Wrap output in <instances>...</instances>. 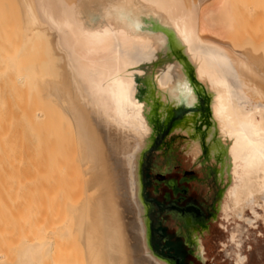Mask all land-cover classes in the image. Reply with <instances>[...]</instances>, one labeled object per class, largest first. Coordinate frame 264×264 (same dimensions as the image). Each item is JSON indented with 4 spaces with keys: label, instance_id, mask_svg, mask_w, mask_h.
Returning a JSON list of instances; mask_svg holds the SVG:
<instances>
[{
    "label": "bare ground",
    "instance_id": "6f19581e",
    "mask_svg": "<svg viewBox=\"0 0 264 264\" xmlns=\"http://www.w3.org/2000/svg\"><path fill=\"white\" fill-rule=\"evenodd\" d=\"M7 1L17 7L20 24L0 26V80L17 100L20 117L14 125V101L11 94L10 100L1 93L0 164L8 163L3 166L8 171L13 170L10 165L24 164L32 168L22 169L41 166L50 173L51 166L59 172V166L68 162L69 168L72 161L76 170L81 166L78 175L83 173L85 179L82 175L81 201L66 204L73 223L70 230L57 226L64 207L57 204L58 211L52 200L60 221L50 216L51 207L45 208L46 217L44 208H35L38 218L41 214L35 226L34 214L29 213L28 219L24 214L26 221L15 215L33 224L26 226L32 229L27 232L31 237L20 226L28 239L19 238L23 244L13 254L16 258L10 256L12 261L5 260L1 251L0 264H44L52 256L49 264H168L150 248L140 197V154L154 136L148 116L151 106L145 99L150 93L148 77L163 101L180 100L182 91L192 93L186 83L190 71L206 85L218 126L219 174L229 177V190L235 193L240 182L259 168L258 158L264 153V0H0V6ZM6 10L0 9V22ZM163 55L167 58L151 77V64ZM235 111L243 115L228 123ZM193 146L202 150L199 143ZM8 171L4 173L10 178L14 173ZM68 171L73 170L65 171L70 175ZM48 173L40 175L46 178ZM68 176L69 183L74 182L76 177ZM52 179L56 181L55 176ZM81 179L73 180L78 184ZM44 182L52 192L51 181ZM27 191V195L35 192ZM44 194L48 201L50 196ZM37 197L45 205L44 197L33 194L34 205L39 204ZM41 203L38 208L45 207ZM19 218L14 220L17 227ZM67 237L70 241H65ZM72 237L79 248L70 245ZM30 238L34 239L27 241ZM62 240L70 247L57 249ZM55 243L59 246L54 249ZM6 246L2 250L7 251Z\"/></svg>",
    "mask_w": 264,
    "mask_h": 264
},
{
    "label": "rangeland",
    "instance_id": "374dc122",
    "mask_svg": "<svg viewBox=\"0 0 264 264\" xmlns=\"http://www.w3.org/2000/svg\"><path fill=\"white\" fill-rule=\"evenodd\" d=\"M6 7V12L1 14L0 26H19L20 22L18 21L19 16L17 7H15L12 2L10 3L7 1L5 6H0V9L4 10ZM10 10L12 11L10 12ZM166 58L167 55L160 56L158 60L151 64L149 70V75H151V77H153V74L157 70L161 69ZM195 79L196 78L190 71V75H188L186 78V83L189 85V90L192 93L187 96V91H182L179 95L180 100L174 102L171 99L166 101L161 100L159 98L160 94L157 93L156 88L154 85H152V78L148 77V81H150L148 83V90L150 93L148 96H145V99L148 101V103H150L151 106L148 116L154 126V136L150 137L147 145L141 151L138 166V176L140 181V197L144 208L146 224L148 226V240L150 248L160 260L166 261L168 264H264V153L258 158L257 167L259 168L255 169L240 182V185L235 193H231L229 190V185L232 184L231 180H229V177L226 174H223V176H220L219 174L221 169L217 159L220 158L219 156L221 153V148L218 141V126L216 124L212 110L211 94L206 85L196 79L198 81L197 82ZM2 81L3 79L0 80L2 84V86L0 84V94L7 93L9 97L11 92L6 91L5 83ZM191 95L194 97V99L192 98L190 102L189 98ZM11 97L12 100L10 97L9 99L15 102L11 103L13 111L15 110L13 112L14 114L12 121L14 125H16L20 117L18 114L19 110L17 108V100L15 99L14 95L11 94ZM128 110L134 119V112L129 108ZM242 115L243 111H235L231 114L232 117L230 116L228 118L227 122L234 123L238 120V116ZM246 120L248 121V118ZM195 143H199L202 150L198 151L197 148L193 146ZM69 145H72V143H69ZM69 148L72 149V146ZM69 162L72 165H70L69 168V165L66 164L68 162L62 164L63 166L61 165L62 167L59 166V168H63L64 170L67 168L65 170L66 172L67 170H73L76 175L72 174L74 173L73 171L72 173L68 171V173H71L70 175H72V178L74 175L76 178L73 179H76V181L78 178L81 179L82 175L85 179L82 172V175H78V173H80L78 170L79 167L81 168V166L77 165L78 170H76L77 168H75L76 166L74 162ZM5 164L9 165L8 163H4V165ZM4 165L3 163L0 164V168H2L0 170L2 173H4V171H8L6 170V166L3 167ZM21 165L15 166L17 168L19 167V170H22V174H25V176L23 174V178L27 177V173L30 172L29 177H27L28 179L25 178L27 181L21 178V170L19 172L18 169L14 167V165L9 166L10 168L12 166L13 170H9L8 172L10 174L14 173V175H10L9 173L7 174L8 176L10 175V178L6 177V172L4 173V176L0 173V221L2 222H0V254L2 253L1 251H3L1 255L5 258V260L8 261H12L11 259L16 258L14 255L22 243L21 240H24L25 237L26 239L31 237V234H28V236L27 232L32 230L30 226L33 224L29 223V221L24 222V220L26 221V218L28 219L29 213L30 215L34 214L36 217L35 219L33 215L30 216L33 217L32 221H35L33 226L36 225V221L39 222L41 220V214L39 220L37 214L35 213L36 207L37 210L44 208L43 211H41L44 214L42 216L45 217L47 211H49L51 207L52 211H50V216L53 217L54 211L51 204L53 203L54 205L55 203V208L61 204L60 207H64L65 210L60 211L64 214L63 216L60 215L61 219L62 217L63 219L61 221L59 220V214L57 215L58 218L55 214L54 216H56L55 218L58 219V221L62 222L59 224L57 223V226H63L69 231L70 225L73 223L68 219L66 204L67 202H72L73 199L74 202L72 203H78L83 198V192H80L79 194V191H83V187L81 185L84 184V179H81L82 181L78 180V184H76L77 182H75L73 179L72 181L74 182L69 183V181H71L70 175L68 174V176L65 174L63 169L62 171L64 173H62L60 169L59 172H57V166H51L50 169V166L48 167L49 170L52 169V172L50 173L53 175H51L48 173L49 171H46L45 167L43 168L41 166H34L33 169H31L32 167L29 165L31 167L30 170H26L29 168V166L27 168V165ZM65 165L67 166L66 168L64 167ZM23 166H25L26 169H22ZM37 167L42 169L40 170L42 173L39 172ZM71 167L72 169H70ZM3 168H5V170ZM34 169L36 170V173L39 172L43 175V171H46V174L44 175H47V173L49 174V176H47L48 178L46 176L45 177L51 181V186L49 187L52 188V192L47 191L48 189L45 187L46 182L44 181L47 179L43 178L40 174L39 176L38 173L36 174ZM15 171H18L16 176ZM34 173L37 175L36 177ZM64 174L67 175L70 180L67 179V176L63 178L62 175L65 176ZM53 176L56 177V181L52 179ZM5 177L10 180H7ZM41 178L43 183H41ZM35 179L36 181H34ZM53 181H55V183ZM35 184H37V186ZM53 184L54 186H52ZM59 184L62 187L65 185L66 187L63 188L66 191L67 189L70 191L72 190V192L69 191V194L67 195V192L64 191V189H61ZM38 185H41L40 191L42 193L39 191L40 187ZM75 185H77V187H74ZM80 186L82 187V190ZM26 188H29V191H35L31 193L32 197L33 194L34 196L39 195V199L44 197L43 201L45 202L43 203L45 205L40 202L42 200H38V197L36 199V203L39 204H37V206L34 205L33 202L35 197L33 198L34 200H31L32 197L28 199L31 195L30 193H28V195L26 194ZM60 189L62 191H60ZM22 191L25 193V196L27 195V198L23 195ZM61 192L65 198L62 196V194L60 195ZM44 193H46V195L48 194L47 197H53V195H55L54 198H47V201L45 198L46 196H42L45 195ZM72 193L75 195L73 196ZM14 196L17 197L14 198ZM20 196H24L26 200H29V204L27 203L29 206L25 204V198H20ZM59 196H62L63 199ZM75 196L77 199H75ZM12 198L14 199L12 200ZM50 200H52V203L49 202ZM46 202H49V204ZM40 203L45 207L38 208ZM31 204L35 207H31ZM14 206L16 208H14ZM22 208H24L26 211ZM45 208H47V211ZM56 209L58 210V208ZM31 210H33L32 213ZM42 212L39 211V213ZM12 213L14 214L13 217ZM18 214L23 218L25 214L26 218L23 220V218L17 217ZM6 215L9 216L5 217ZM50 216L48 218H50ZM15 217L16 219H22L19 220L20 223L17 221L19 227H17L16 221L14 222V220H16ZM55 218L54 221H57ZM11 220H13L14 224L11 223ZM6 221L12 228L11 231V228L7 227L9 225H7L8 223ZM46 222L47 221L45 219V223ZM28 225H30L29 228H27ZM55 225L56 222H54V226ZM20 226L26 228V232L25 229L22 230ZM2 227H4L3 230ZM16 229L21 230V232L17 230V233ZM13 232H16L18 235H16V233L13 234ZM23 232H25V235L28 237L25 236ZM2 233L3 236H1ZM32 233L33 236L36 234L35 232ZM19 235L22 238L19 237ZM15 238L16 240L20 238L21 240H19L21 242H13L16 241ZM32 239L30 238L27 241H32ZM51 239L53 238L51 237ZM68 239L70 241L71 237H67L65 241ZM24 241L26 242V240ZM71 241H74L73 237ZM64 242L63 240L62 242H59L58 244L60 246L57 245V247L59 246L58 248L56 247L55 243L54 249H59L61 246H64L63 249H65L70 247V245L75 246L76 248L80 247L78 240L76 241L77 243L74 241L75 243L73 242L70 245L68 244L69 242H66L67 244ZM9 244L13 245L9 246ZM5 246L7 247V251L2 250V248L4 249ZM11 255H13L14 258L10 257ZM47 258L49 262L46 260ZM47 258L43 260L42 263L45 264L44 261H47L48 264L51 263L53 256L50 257L51 259H49V257ZM80 263L83 264L82 261Z\"/></svg>",
    "mask_w": 264,
    "mask_h": 264
}]
</instances>
